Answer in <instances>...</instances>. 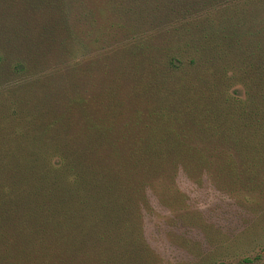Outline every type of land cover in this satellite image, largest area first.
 <instances>
[{
	"label": "trees",
	"instance_id": "trees-1",
	"mask_svg": "<svg viewBox=\"0 0 264 264\" xmlns=\"http://www.w3.org/2000/svg\"><path fill=\"white\" fill-rule=\"evenodd\" d=\"M2 16L0 264H163L144 217L154 191L182 209L179 176L225 192L264 253V0H0Z\"/></svg>",
	"mask_w": 264,
	"mask_h": 264
},
{
	"label": "rangeland",
	"instance_id": "rangeland-1",
	"mask_svg": "<svg viewBox=\"0 0 264 264\" xmlns=\"http://www.w3.org/2000/svg\"><path fill=\"white\" fill-rule=\"evenodd\" d=\"M12 13L23 17L25 10L17 8ZM8 20L2 16L0 24L7 21L4 26H10ZM13 28L17 30L7 31L10 36L22 30L27 34L24 24L16 23ZM5 34L0 33V41ZM0 50L5 56L12 55L1 42ZM178 187L186 196L182 209L164 205L163 194L154 191L150 196L152 211L144 217L146 238L163 264H240L243 257L264 254L262 240L253 230L254 224L249 223L248 214L225 192L208 181L197 185L183 176L178 177ZM176 210H182L185 216ZM252 264H264V257Z\"/></svg>",
	"mask_w": 264,
	"mask_h": 264
}]
</instances>
